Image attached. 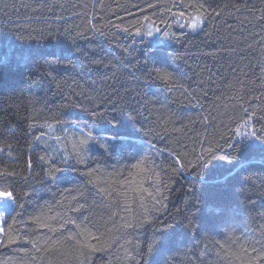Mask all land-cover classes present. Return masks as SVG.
Here are the masks:
<instances>
[{"label": "trees", "instance_id": "16d2710c", "mask_svg": "<svg viewBox=\"0 0 264 264\" xmlns=\"http://www.w3.org/2000/svg\"><path fill=\"white\" fill-rule=\"evenodd\" d=\"M194 17L203 20L196 31L188 27ZM117 25L128 28L131 35ZM155 27L161 33L144 37L145 43L135 35L137 29L155 32ZM163 32L169 34L167 39ZM29 34L39 39L26 46L29 58L21 64H0V148L4 149L0 160L27 175L31 157L32 171L38 174V157L64 145L48 136L35 143L28 132L31 118L55 123L51 119L55 115L70 136L75 123L105 128V121L89 113L107 111L122 121L123 131L154 130L134 143L143 155H151L160 166L157 171L165 169L164 214L180 219V213L187 211L190 189L200 185L193 183L191 170L180 174L172 170L169 153L194 160L208 147L219 145L231 152L235 165L227 222L219 212L210 215L204 207V229L178 227L169 249L145 257L142 264H163L164 259L168 264H240L256 255L253 247L264 251V147L246 143L240 152L227 148L235 138L232 129L247 119L244 109L264 116V0H0V50ZM152 67L164 69L172 79H147L145 73ZM113 105L118 106L115 112ZM249 124L258 129L264 120L254 118ZM56 134H61L59 127ZM146 140L164 151L157 155ZM91 157L89 167L99 168L102 177L130 162V152L110 156L95 147ZM220 164L227 166L226 161ZM125 176L133 179L127 171ZM88 179L81 170L65 171L56 184L33 181L23 209L17 207L6 222H0V262L81 264L84 256L77 241L82 243L84 237L76 235L81 229L98 237L90 242L101 249L85 264H130L121 259L124 252L118 247L128 240L139 241L146 249L153 228L122 227V217L131 219L141 211L139 201L132 202L136 193L129 192L132 211L125 212L122 200L98 194ZM142 179L143 187L150 188L151 181L141 176L130 187L138 188ZM58 213L80 227L70 224L60 231L41 227L47 223L57 228L63 221L50 217ZM37 216L40 222L34 220ZM6 234L15 236L16 242L8 243Z\"/></svg>", "mask_w": 264, "mask_h": 264}, {"label": "snow or ice", "instance_id": "6c2138e0", "mask_svg": "<svg viewBox=\"0 0 264 264\" xmlns=\"http://www.w3.org/2000/svg\"><path fill=\"white\" fill-rule=\"evenodd\" d=\"M179 15L182 17L184 13L181 12ZM145 20H148V17H145ZM152 23L155 26L154 22ZM202 24L203 20L200 17H194L188 27L192 31H196ZM179 26L181 28L184 27L183 24ZM116 27L118 30L131 35L128 28L120 29L119 25ZM161 31L158 27H155V32H153L152 28H148L144 32L137 29L135 35L141 37V43H145L144 37L154 38L155 34H160ZM162 34L166 39L169 37L167 32H163ZM34 40L39 43V39L31 34L17 37L11 45L7 46V50H0V64L23 63L29 58L26 55V46ZM55 59H59V57H55ZM145 76L147 79L155 78L164 82L172 79L169 72L159 67L149 68ZM117 110L118 106L113 105L112 111L115 112ZM244 112L247 115V119L232 129L235 138H230L227 143V148L234 152H240L246 143H256L264 147V124L258 129L254 126L250 127L249 124L254 118L257 122L264 120V116L256 117L255 113H249L248 109H244ZM89 114L96 120L105 121L106 127L97 129L95 125L89 126L87 123L81 127L78 123H75L71 124L72 132L69 136L65 135L69 132V129L64 127L55 115L51 117L55 123H51L48 120L39 123L36 118H31V123L28 125V132L33 136L35 143L39 144L41 140L48 136L57 145L63 143L64 147L59 149V151L52 149L51 152H48L46 150L45 154L38 157L41 166V171L38 174L32 171L33 163L31 157L27 160V175L17 170L12 164L0 160V222H6L7 215L15 212L17 207L23 209L24 205L22 201L32 195V192L27 189L31 188L33 181L56 184L61 179V174L65 171L76 172L81 170L82 174L89 178L88 184L96 188L98 194L112 198L114 201L122 200L124 203L123 210L125 212L132 211L131 205L129 204V192L136 193V196L132 198V202L135 203L138 200V209L141 211H137L131 219L122 217L124 220L122 227L124 229L151 227L155 231L153 238L146 242V249L141 247L139 241L135 244L130 240L125 241V244L132 245L131 248L125 247V244L118 245L124 252L121 259L129 261L130 264H142L145 257H151L156 254L162 255L173 243V238L178 227L187 230L204 229V207L208 208L210 215L219 212L220 216L227 222V197L234 188L232 183L234 179L232 176V168L235 165L231 152L217 145L215 148L208 147L197 155L194 160H189L174 152L169 153L173 157L172 170L177 174L186 173L191 170V174L194 175L193 183L200 185L198 190L190 189V202L187 206V211L180 213L181 218H170L164 214V210L167 208L164 201L167 197L161 192V188L168 189V184L161 175L162 172H165V169L160 168V171H157V168L160 166L156 164L151 155H143L144 150L137 148L134 143V139L147 137L154 130H146L141 127L139 129L133 128L132 131H123L124 125L122 121L116 116H112L111 113L94 110ZM57 127H59L61 133L59 135L56 134ZM36 129L40 130L38 134L35 131ZM145 142L149 145V149L154 150L157 155L164 151L163 149H157L150 140H146ZM45 143L47 148V142ZM9 147L11 146L9 145ZM93 147L101 150V154L110 156L130 152V162L123 166V170L113 169V172L102 177L99 168L89 167L88 164L92 158L91 151ZM133 149L135 151H131ZM2 152H4V149L0 148V153ZM7 155L11 157L12 153L8 152ZM220 161H226L227 166H221ZM125 171L133 179H128L125 176ZM136 176H141L151 181V190L150 188L143 187V179L140 181L138 188H131L130 185L135 183ZM21 182L24 185L23 188H21ZM17 189H20V191L18 192ZM73 199L76 198L73 197ZM83 207V204L79 205V208ZM73 210L78 209L74 208ZM117 214L113 213V215ZM58 216L59 213L57 216L50 217V219L56 220ZM59 218L63 222L57 228H52L47 223H42L41 227H48L50 231L63 230L66 225L70 224L75 225L77 228L80 227L73 219H66L63 216H59ZM34 220L40 222L41 217L37 216ZM0 232H3V229H0ZM76 235L84 237L82 243L80 240L77 243L81 245L80 254L84 256V261H81V264H85L92 253L101 250L90 242V240L98 241L99 238L88 233L86 229H81ZM7 242L15 243L16 237L7 235ZM0 243H3V240H0ZM31 243L37 251L40 250L35 240L31 241ZM252 251L256 255L249 257L247 260L241 259L240 264H264V251L258 252L255 247L252 248ZM244 253L245 256H248L246 249ZM0 264H7V262H0ZM154 264H160V261H155ZM163 264H168L167 259H164Z\"/></svg>", "mask_w": 264, "mask_h": 264}]
</instances>
